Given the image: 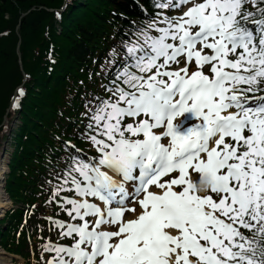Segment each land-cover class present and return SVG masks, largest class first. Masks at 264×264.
Returning <instances> with one entry per match:
<instances>
[{
	"label": "snow or ice",
	"instance_id": "1",
	"mask_svg": "<svg viewBox=\"0 0 264 264\" xmlns=\"http://www.w3.org/2000/svg\"><path fill=\"white\" fill-rule=\"evenodd\" d=\"M154 7L49 190L45 264H264V0Z\"/></svg>",
	"mask_w": 264,
	"mask_h": 264
},
{
	"label": "trees",
	"instance_id": "2",
	"mask_svg": "<svg viewBox=\"0 0 264 264\" xmlns=\"http://www.w3.org/2000/svg\"><path fill=\"white\" fill-rule=\"evenodd\" d=\"M63 2L0 0V142L5 116L20 123L4 188L15 205L28 209L26 229L39 238L51 236L46 230L38 233L34 223L41 221L40 214L45 209L58 211L49 190L70 151L64 140L86 148L80 130L87 102L96 92L93 83L102 73L100 66H105L109 52H120L133 24L149 20L138 5L152 14L149 0H73L57 21L47 9H59ZM22 83L26 94L20 110L9 112L11 96ZM22 215L21 209L7 212L0 221V243L27 257L24 232L15 234Z\"/></svg>",
	"mask_w": 264,
	"mask_h": 264
},
{
	"label": "bare ground",
	"instance_id": "3",
	"mask_svg": "<svg viewBox=\"0 0 264 264\" xmlns=\"http://www.w3.org/2000/svg\"><path fill=\"white\" fill-rule=\"evenodd\" d=\"M1 160H2V158H1ZM6 161H7L6 158H4L2 161H0V177H2L7 172ZM2 188H3V185H1V183H0V195H3V197H4L3 192H1ZM5 197H6V195H5ZM9 207H10L9 200L6 198L3 199L1 196L0 197V217H1L2 213H4V211L7 210ZM0 255H5V253L0 250ZM4 261H6V263L9 262V260H7V258H5Z\"/></svg>",
	"mask_w": 264,
	"mask_h": 264
},
{
	"label": "rangeland",
	"instance_id": "4",
	"mask_svg": "<svg viewBox=\"0 0 264 264\" xmlns=\"http://www.w3.org/2000/svg\"><path fill=\"white\" fill-rule=\"evenodd\" d=\"M15 122V121H14ZM15 124L17 125L18 124V122H17V120H16V122L14 123V126H13V129H14V127H15ZM6 135H8V132L7 133H5ZM10 143V142H9ZM13 143V142H12ZM3 146H4V149L5 148H7V149H9L8 147V145H7V143L5 142V143H3ZM1 151H3V149L1 148V150H0V153H1ZM5 155V154H4ZM1 192H3V189L1 190ZM4 194V193H3ZM2 196V198L3 199H5V194H4V197H3V195H0V197ZM1 250V249H0ZM2 251V250H1ZM5 258H7V260H9V262L8 263H6V261H4V259ZM11 259H13V257H11V256H9V255H7V254H5V255H0V264H11L10 263V260ZM19 262V264H23V262H22V260H18Z\"/></svg>",
	"mask_w": 264,
	"mask_h": 264
}]
</instances>
